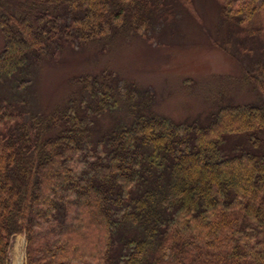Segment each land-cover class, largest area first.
<instances>
[{
	"label": "trees",
	"instance_id": "16d2710c",
	"mask_svg": "<svg viewBox=\"0 0 264 264\" xmlns=\"http://www.w3.org/2000/svg\"><path fill=\"white\" fill-rule=\"evenodd\" d=\"M170 1L0 0V264L15 233L25 264H264V0H215L258 101L177 121L107 70L70 78L48 111L23 96L42 60L124 25L151 35ZM120 102L129 119L99 128Z\"/></svg>",
	"mask_w": 264,
	"mask_h": 264
},
{
	"label": "rangeland",
	"instance_id": "374dc122",
	"mask_svg": "<svg viewBox=\"0 0 264 264\" xmlns=\"http://www.w3.org/2000/svg\"><path fill=\"white\" fill-rule=\"evenodd\" d=\"M170 3L174 4L173 15L161 18L164 27H157L151 35L144 31V23L135 31L124 25L111 37L88 44L74 41L57 58L38 63L22 90L29 109L51 110L62 104L73 88L70 78L103 70L117 78L122 93L125 85L144 94L147 91L152 109L177 121L205 118L224 102L258 101L256 65L246 51L249 45L245 46V38L232 36L219 17L217 2ZM257 42L262 44L263 38ZM2 43L0 33V47ZM1 92L8 93L6 89ZM117 117L129 119L122 102L113 113L100 117L99 128H107ZM25 259V236L15 233L8 264H25Z\"/></svg>",
	"mask_w": 264,
	"mask_h": 264
}]
</instances>
